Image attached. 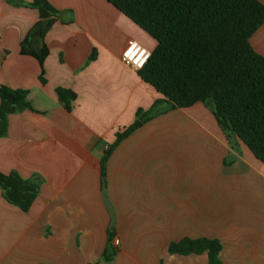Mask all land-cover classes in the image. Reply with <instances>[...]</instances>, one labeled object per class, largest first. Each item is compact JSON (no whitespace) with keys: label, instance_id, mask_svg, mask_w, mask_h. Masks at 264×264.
I'll return each mask as SVG.
<instances>
[{"label":"crops","instance_id":"crops-1","mask_svg":"<svg viewBox=\"0 0 264 264\" xmlns=\"http://www.w3.org/2000/svg\"><path fill=\"white\" fill-rule=\"evenodd\" d=\"M48 1L61 14L45 36L42 84L39 61L21 53L39 12L0 0V87L27 90L31 106L8 117L0 172L40 186L27 213L0 189V264H209L207 253L168 252L184 238L219 240L222 264H264V163L204 104L163 105L102 178L117 133L164 98L122 59L129 41L150 52L157 41L107 0ZM251 44L264 56V25ZM58 88L76 94L70 111ZM109 232L118 252L104 263Z\"/></svg>","mask_w":264,"mask_h":264},{"label":"trees","instance_id":"trees-1","mask_svg":"<svg viewBox=\"0 0 264 264\" xmlns=\"http://www.w3.org/2000/svg\"><path fill=\"white\" fill-rule=\"evenodd\" d=\"M107 1L157 41L139 75L164 98L146 112L139 110L135 122L117 133L102 157V178L118 144L162 114L163 105L170 110L204 104L230 141L238 138L264 163V56L251 44L252 36L264 25V4L259 0ZM27 6L38 10L40 20L22 42L21 53L39 61L40 81L46 84L44 61L49 50L45 36L61 13L48 0H32ZM56 92L70 111L76 94L63 88ZM28 94L27 90L0 87V137L8 134L10 115L31 109ZM0 189L8 203L27 213L40 186L16 172H0ZM114 238V232H109L104 263L113 262L117 255ZM221 250L219 240L208 238H184L168 248L172 255L207 253L209 264H222Z\"/></svg>","mask_w":264,"mask_h":264},{"label":"built area","instance_id":"built-area-1","mask_svg":"<svg viewBox=\"0 0 264 264\" xmlns=\"http://www.w3.org/2000/svg\"><path fill=\"white\" fill-rule=\"evenodd\" d=\"M150 55L151 52L147 48L142 46L140 43L131 40L123 52L122 59L139 71L146 65ZM114 245L116 247L119 245V241L117 239L114 240Z\"/></svg>","mask_w":264,"mask_h":264},{"label":"rangeland","instance_id":"rangeland-1","mask_svg":"<svg viewBox=\"0 0 264 264\" xmlns=\"http://www.w3.org/2000/svg\"><path fill=\"white\" fill-rule=\"evenodd\" d=\"M131 254H134V253H131Z\"/></svg>","mask_w":264,"mask_h":264}]
</instances>
